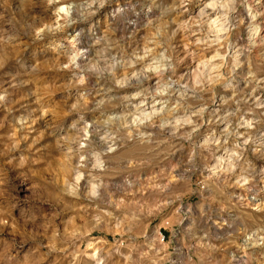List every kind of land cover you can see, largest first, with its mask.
Wrapping results in <instances>:
<instances>
[{"label":"clouds","instance_id":"obj_1","mask_svg":"<svg viewBox=\"0 0 264 264\" xmlns=\"http://www.w3.org/2000/svg\"><path fill=\"white\" fill-rule=\"evenodd\" d=\"M0 264H264V0H0Z\"/></svg>","mask_w":264,"mask_h":264}]
</instances>
